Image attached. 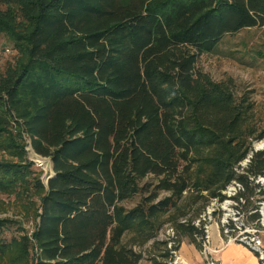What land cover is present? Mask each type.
Instances as JSON below:
<instances>
[{
  "label": "trees",
  "instance_id": "trees-1",
  "mask_svg": "<svg viewBox=\"0 0 264 264\" xmlns=\"http://www.w3.org/2000/svg\"><path fill=\"white\" fill-rule=\"evenodd\" d=\"M262 27L264 0H0L18 52L0 70V194L39 199L31 237L6 240L0 219V264H164L165 225L174 251L202 252L200 217L234 184L258 227L264 115L197 62ZM23 137L51 161L46 186Z\"/></svg>",
  "mask_w": 264,
  "mask_h": 264
},
{
  "label": "rangeland",
  "instance_id": "rangeland-1",
  "mask_svg": "<svg viewBox=\"0 0 264 264\" xmlns=\"http://www.w3.org/2000/svg\"><path fill=\"white\" fill-rule=\"evenodd\" d=\"M17 58L18 52L14 49L12 43L4 37L1 38L0 70H3L9 64H13ZM197 69L206 74L212 81L227 84L236 97H249L250 101L256 106L257 112L264 115V27L244 29L234 35L225 36L214 52L199 57ZM27 141L28 139L24 138L26 144L24 148L25 156L32 154L27 146ZM261 142L254 143L253 149L255 150ZM4 159L9 160L10 158L4 156ZM246 164L247 159L241 166L245 167ZM44 168L47 169L38 168V171L40 181L46 186L44 175L45 173L50 174L51 169L48 164H45ZM258 183L261 189L264 190V178L258 179ZM237 192L236 185H231L224 192L227 200L223 203L212 201L209 204L200 217V220L204 222V229L208 228L210 232L222 231L225 228H234L235 224L237 226L243 224V219L241 216L238 218L234 209L235 203L228 199ZM161 196H164V194ZM38 204L39 199L37 196L16 199L14 196L0 194V219H7L16 223L15 226L10 227L5 232L4 237L6 240L22 233L32 236L37 223L35 212ZM19 229L22 230V233ZM169 231L170 226L165 225L159 232L157 240L166 241ZM148 247L146 246L145 249ZM209 261L211 260L209 259ZM148 262V260H144L140 264H148Z\"/></svg>",
  "mask_w": 264,
  "mask_h": 264
},
{
  "label": "built area",
  "instance_id": "built-area-1",
  "mask_svg": "<svg viewBox=\"0 0 264 264\" xmlns=\"http://www.w3.org/2000/svg\"><path fill=\"white\" fill-rule=\"evenodd\" d=\"M27 146L32 151L31 152L32 154L31 155L28 154L26 158H29L30 160L38 161V164H35V165L33 164V166L36 169L41 168V169L46 170L47 168H44V165L46 164L45 161H49V165L51 169L50 160L49 159L47 160L46 158H42L36 155L30 146L29 140L27 141ZM52 175H53L52 169H51L50 174L45 173L44 178H45L46 184ZM235 185L238 188V190L241 189L239 185L237 184ZM258 211L260 215L258 227L254 225H244V224H240L241 226H237L235 224V227L233 229L225 228L222 231L220 230L219 233H220L221 238H223L226 243H238L240 245L245 246L252 253L257 255L256 257L260 264H264V203H260V207ZM237 216L239 218V215ZM205 234H206L205 243H204L203 251L201 252V254L203 255L207 264H214V262L209 261L208 259V255L211 252L209 249L210 231L208 228H205ZM173 241H174V232L170 229L166 242H167V248L170 250L171 256L169 259H167L164 262V264H186L180 259L178 251L173 250L172 248L174 245ZM148 264H151V263H148Z\"/></svg>",
  "mask_w": 264,
  "mask_h": 264
},
{
  "label": "crops",
  "instance_id": "crops-1",
  "mask_svg": "<svg viewBox=\"0 0 264 264\" xmlns=\"http://www.w3.org/2000/svg\"><path fill=\"white\" fill-rule=\"evenodd\" d=\"M209 259L215 264H260L257 257L245 246L226 243L219 231L210 232ZM180 259L186 264H206L200 251L183 242L178 250Z\"/></svg>",
  "mask_w": 264,
  "mask_h": 264
},
{
  "label": "water",
  "instance_id": "water-1",
  "mask_svg": "<svg viewBox=\"0 0 264 264\" xmlns=\"http://www.w3.org/2000/svg\"><path fill=\"white\" fill-rule=\"evenodd\" d=\"M253 150H254V149H253ZM259 150H264V145L256 147L254 151L256 152V151H259ZM249 158H250V156H249ZM27 160H28L32 165H33V164H34V165H35V164H38V161L30 160L29 158H27ZM247 162H248V160H247ZM50 164H51V161H50ZM51 169H52V164H51ZM52 174H54V173H53V169H52ZM52 176H53V175H52ZM52 176H51L50 178H52ZM50 178H49V179H50Z\"/></svg>",
  "mask_w": 264,
  "mask_h": 264
},
{
  "label": "bare ground",
  "instance_id": "bare-ground-1",
  "mask_svg": "<svg viewBox=\"0 0 264 264\" xmlns=\"http://www.w3.org/2000/svg\"><path fill=\"white\" fill-rule=\"evenodd\" d=\"M262 145H264V142H261V143H260L259 145H257V146H262ZM45 163L48 164V166H50V165H49V162L45 161Z\"/></svg>",
  "mask_w": 264,
  "mask_h": 264
}]
</instances>
